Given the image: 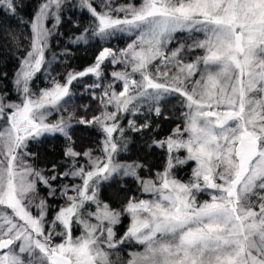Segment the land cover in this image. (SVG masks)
I'll use <instances>...</instances> for the list:
<instances>
[{"label": "snow or ice", "instance_id": "obj_1", "mask_svg": "<svg viewBox=\"0 0 264 264\" xmlns=\"http://www.w3.org/2000/svg\"><path fill=\"white\" fill-rule=\"evenodd\" d=\"M67 4L36 5L15 73L18 97L0 92V264H264V0H79L92 21L73 44L117 33L130 42L102 47L92 65L33 92ZM23 7L0 0V14L13 18ZM180 32L198 35L181 41ZM105 63L113 66L107 75ZM89 75L86 90L99 104L91 117L65 107L74 82ZM171 95L180 98L183 123L158 138L153 117L169 118L161 104ZM52 110L65 114L52 122ZM74 126L94 129L96 146L78 149ZM129 132L151 134L148 147L166 152L163 171L145 178L142 162L117 159L129 151ZM57 134L63 163L36 166L29 145ZM189 161L196 167L184 182L173 170ZM127 179L150 198L129 196L120 207L101 199L105 183L123 190ZM125 215L129 226L118 235ZM131 243L143 250L122 261L121 246Z\"/></svg>", "mask_w": 264, "mask_h": 264}, {"label": "trees", "instance_id": "obj_2", "mask_svg": "<svg viewBox=\"0 0 264 264\" xmlns=\"http://www.w3.org/2000/svg\"><path fill=\"white\" fill-rule=\"evenodd\" d=\"M40 0H22L24 7L20 9L16 17L0 14V77L6 74V78H0V92H7L12 100H16L18 93L14 85L15 73L19 70L24 52L30 45V26L27 21L30 20L36 5ZM101 2V1H100ZM126 0H113L115 5L124 4ZM127 2H138V0H127ZM95 3V2H94ZM101 4V3H100ZM95 5H99L98 3ZM98 10L99 7H98ZM18 21H22L18 23ZM92 21L90 14L83 8L79 7V0H68L67 6L63 9V23L60 25L59 32L62 35L55 36L50 42V49L46 51V60L49 66L43 67L42 72L35 75L31 82L33 92L51 86V78L63 82L65 74L69 70L82 71L86 67L92 65L95 61L98 52L102 47L124 48L129 42L130 37L127 34L117 33L114 38L108 40H100L99 38H89L87 44H73L71 42L74 36L82 33L85 27H88ZM9 33L16 36L13 41L9 37ZM180 39L179 34L177 35ZM171 47H174L173 45ZM69 51L68 55H61L64 50ZM55 55L56 59H53ZM105 75L113 70V66L109 63L103 65ZM116 70H119L117 68ZM49 72L51 75H49ZM95 80L94 76H86L74 82L71 87L73 97L71 102L66 104L69 110H75L78 115H87L91 117L98 113L99 104L97 101L90 98L89 92L86 90V85H90ZM41 88V89H38ZM99 92V90H96ZM176 104V105H175ZM88 105L87 113L84 112L82 106ZM163 113L168 116V119L153 117V122L159 124V130L156 133L158 138H164L169 135L178 124L183 123L181 112L178 107V98L167 97L161 104ZM63 111L52 110L48 117L49 121L55 122L63 115ZM127 117L121 123L127 127ZM143 120V116L138 117ZM130 137L129 151L122 152L117 159L121 162H131L139 160L146 167L141 171V175L145 178L154 177L158 171H163L166 162V152L162 149L151 147L149 133L143 135L138 133H128ZM73 139L76 141L77 148L86 146L95 147L100 140V135L94 129H85L81 126H74ZM64 139L60 135H47L42 138V143H31L30 151L36 153L34 163L40 168H48L53 163L62 164L64 161L63 152ZM99 155V153H97ZM181 157L185 155L183 151L178 153ZM195 168V162L189 161L183 166H178L173 170L176 178L187 182L192 177V170ZM70 183V181H57V184ZM42 194L43 190H42ZM136 196L141 199H149L148 194L138 191V185L132 179H127L123 183V190L115 182L105 183L101 187V199L108 201L113 207H120L126 202L127 197ZM63 203L59 198L49 199V204L59 205ZM52 213H50L51 217ZM130 223V217L125 215L122 217V223L117 226L118 235H123ZM143 248L140 247V251ZM127 253V252H126Z\"/></svg>", "mask_w": 264, "mask_h": 264}, {"label": "rangeland", "instance_id": "obj_3", "mask_svg": "<svg viewBox=\"0 0 264 264\" xmlns=\"http://www.w3.org/2000/svg\"><path fill=\"white\" fill-rule=\"evenodd\" d=\"M101 0H94V2L97 4H99L100 5V2ZM179 34V36H180V39L179 40H181V41H188L189 40V36L190 35H193V36H195V35H198V34H189V33H187V32H180V33H177L176 34V36ZM177 39H178V37H177ZM190 42V41H189ZM173 46H175V43H173L172 44ZM172 45H170L169 47H171ZM197 55L198 54H201V53H196ZM43 69V68H42ZM42 69H41V71L40 72H42ZM39 73V72H38ZM38 73H36V74H38ZM35 74V75H36ZM35 77V76H34ZM31 88H32V86H31ZM33 89V88H32ZM38 89H41V88H38ZM40 90H35L34 92H39ZM168 97H176V98H178V107L180 108V109H182L181 108V105H180V103H179V100H180V98L178 97V96H176V95H171V96H168ZM176 105V104H175ZM183 110V109H182ZM195 167H196V165H195ZM199 199L202 201V200H205V199H209V195H208V193L206 192V193H203L200 197H199ZM51 218V217H50ZM74 234L75 235H79V228H76V230H75V232H74ZM140 247H142V246H140V245H137V244H135V243H131V244H125V245H123V246H121V250H120V258H121V260L122 261H127V259H129V254L130 253H132V252H136V251H140ZM127 252V253H126Z\"/></svg>", "mask_w": 264, "mask_h": 264}]
</instances>
